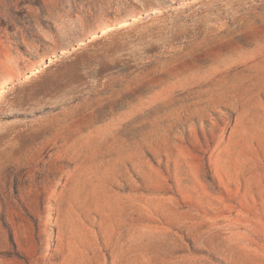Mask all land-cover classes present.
Returning a JSON list of instances; mask_svg holds the SVG:
<instances>
[{"label":"rangeland","instance_id":"1","mask_svg":"<svg viewBox=\"0 0 264 264\" xmlns=\"http://www.w3.org/2000/svg\"><path fill=\"white\" fill-rule=\"evenodd\" d=\"M0 264H264V0H0Z\"/></svg>","mask_w":264,"mask_h":264}]
</instances>
